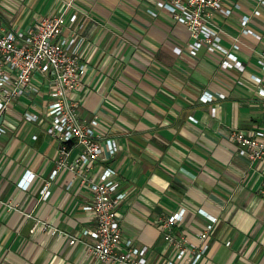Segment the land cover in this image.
Segmentation results:
<instances>
[{"label": "crops", "instance_id": "crops-1", "mask_svg": "<svg viewBox=\"0 0 264 264\" xmlns=\"http://www.w3.org/2000/svg\"><path fill=\"white\" fill-rule=\"evenodd\" d=\"M64 1L0 0V10L9 25L23 28L59 12ZM158 1L73 0L87 66L74 96L79 114L96 116L97 134L118 146L113 158L98 160L87 175L95 179L102 166L115 168L128 192L119 207L122 236L148 248V264H189L188 254L175 260L164 231L205 246L196 264H264V158L250 162L237 155L232 138L235 131L262 128L264 121V96L258 93L264 72L257 64L264 44L242 34L239 24L246 16L247 28L264 37V6L258 0H221L240 7L228 18H214L225 32L220 44L242 62L241 71L222 69L221 55L205 48L196 56L175 53L189 32ZM252 74L261 76L260 85ZM205 93L211 101L200 100ZM41 102H47L45 88L36 107L22 98L0 123L6 129L0 136V264H113L94 260L80 242H68L90 225L82 210L90 192L79 179L68 186L65 168L50 179L59 142L46 133L47 121L27 122L21 114L25 107L40 114ZM25 172L33 178L23 190L17 181ZM46 182L49 196L41 200ZM180 210V221L168 230L161 226L160 218ZM33 218L66 235L34 226ZM209 218L215 221L201 242Z\"/></svg>", "mask_w": 264, "mask_h": 264}, {"label": "built area", "instance_id": "built-area-1", "mask_svg": "<svg viewBox=\"0 0 264 264\" xmlns=\"http://www.w3.org/2000/svg\"><path fill=\"white\" fill-rule=\"evenodd\" d=\"M258 1L264 6V0ZM157 5L167 10L189 32V41L183 47H174L175 53L181 55L186 52L196 56L201 48H205L221 55L222 69H244L236 55L220 44L225 32L214 20L215 16L228 18L235 8L240 7L238 3L225 6L221 0H159ZM149 13L156 16L155 11L149 10ZM253 15L262 17L259 10H254ZM248 21L246 16L239 19L242 34L252 35L264 44V37L247 28ZM80 31L78 10L73 0H65L59 12L38 16L23 28L9 25L0 10V115L12 110L22 98L36 107L37 98L41 96L43 88L46 89L47 102L38 104L39 108L42 107L40 114L32 113L25 107L22 118L27 122L47 121L46 133L59 142L56 167L50 179L59 169L65 168L68 170V186L79 179L90 192L89 201L82 206L89 216L90 225L81 229L78 235H69V244L82 243L90 257L100 262L148 264V248L122 236L119 207L128 192L117 177L115 168L112 165L102 166L95 179L87 175L98 160L113 158L118 146L113 138L97 134L99 122L96 116L86 119L79 114V103L74 96L81 89L87 68L80 56V46L84 40ZM231 47L239 49L236 41ZM257 64L264 72V51L258 54ZM250 78L259 85L262 83L261 76L252 74ZM258 93L264 96V86L259 87ZM200 100L211 101L212 94L205 93ZM215 109H210L212 116ZM5 133L6 129L0 126V136ZM232 138L237 155L250 162L264 158V121L262 128L246 134L235 131ZM33 139H36V135ZM25 174L17 181V186L23 190L29 187L33 178V174L26 178ZM48 184L46 182L39 190L41 200L49 196ZM182 214L183 210H180L160 218L159 223L168 230L182 219ZM33 219L34 226L41 225L43 229L50 228L53 234L66 235L45 221ZM209 219L206 229L199 234L201 242L205 241L215 221V218ZM161 237L176 250L175 260L188 254L189 264H196L204 252V245L196 247L182 238L174 237L169 231H164ZM172 263L173 260L166 262Z\"/></svg>", "mask_w": 264, "mask_h": 264}, {"label": "water", "instance_id": "water-1", "mask_svg": "<svg viewBox=\"0 0 264 264\" xmlns=\"http://www.w3.org/2000/svg\"><path fill=\"white\" fill-rule=\"evenodd\" d=\"M2 119H3V115H0V123H1Z\"/></svg>", "mask_w": 264, "mask_h": 264}]
</instances>
